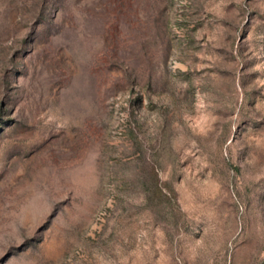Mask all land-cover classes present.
<instances>
[{"label": "rangeland", "instance_id": "obj_1", "mask_svg": "<svg viewBox=\"0 0 264 264\" xmlns=\"http://www.w3.org/2000/svg\"><path fill=\"white\" fill-rule=\"evenodd\" d=\"M0 264H264V0H0Z\"/></svg>", "mask_w": 264, "mask_h": 264}]
</instances>
